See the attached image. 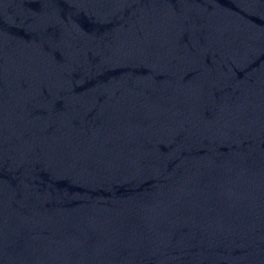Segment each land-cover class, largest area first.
<instances>
[{
	"label": "water",
	"instance_id": "1",
	"mask_svg": "<svg viewBox=\"0 0 264 264\" xmlns=\"http://www.w3.org/2000/svg\"><path fill=\"white\" fill-rule=\"evenodd\" d=\"M0 264H264V0H0Z\"/></svg>",
	"mask_w": 264,
	"mask_h": 264
}]
</instances>
